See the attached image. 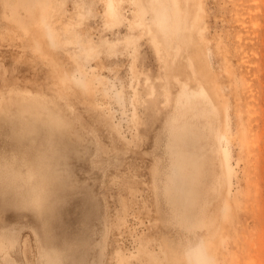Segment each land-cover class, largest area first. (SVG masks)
<instances>
[{"label": "rangeland", "instance_id": "rangeland-1", "mask_svg": "<svg viewBox=\"0 0 264 264\" xmlns=\"http://www.w3.org/2000/svg\"><path fill=\"white\" fill-rule=\"evenodd\" d=\"M198 1L202 45L226 100L227 124L222 130L210 102L191 97L201 108L195 130L205 135L192 133L186 146L204 173L206 215L227 202L208 264H264V0ZM14 3L0 0V87L24 84L55 97L82 139L65 137L60 177L40 206L20 204L13 189L0 186V264H41L43 247L63 248L65 264L97 262L99 252L100 264H167L162 238L179 228L160 221L152 170L177 169L165 138L169 133L183 153L186 133L183 118L167 130L179 87L171 86L168 100L152 36L161 50L165 44L151 12L139 21L134 0H113L111 9L106 0H39L16 5L15 13ZM177 106L189 115L191 108ZM39 140H19L10 124L0 123V161H31ZM222 151L231 179L220 185ZM10 232L14 242L4 239ZM203 232L190 236L194 245ZM142 242L147 253L138 249Z\"/></svg>", "mask_w": 264, "mask_h": 264}, {"label": "bare ground", "instance_id": "bare-ground-1", "mask_svg": "<svg viewBox=\"0 0 264 264\" xmlns=\"http://www.w3.org/2000/svg\"><path fill=\"white\" fill-rule=\"evenodd\" d=\"M8 1L3 0L7 3ZM37 1L39 0H16V3L12 5V10L15 13L16 5L25 7ZM156 1L145 0L141 5L138 4V0H134V3L138 5L136 16L140 21L144 14L150 11L156 32L163 37L165 47H162V50L158 48L157 35L152 36V41L164 63L165 77L168 83V100L169 95L172 94L171 86H175L177 83L179 87V92L174 96L175 99L173 98L177 114L171 117L167 130L175 129L177 121L183 118L181 121H183L186 133L185 136H182L185 140L183 153L177 149V143L172 144L169 133L165 138V154L170 162L172 159L176 161L177 169L172 170L167 167L162 170L155 166V169L152 170L153 188L156 190V202L161 215L160 221L168 224V227L179 228V231H176L177 235L163 236L161 251L167 264L213 263L215 260L213 244L218 243L217 235L223 228L221 219H226L228 216L227 202L222 201L218 207L216 205L215 212L211 214L210 218L206 215L205 207L208 206L209 200L208 197L201 199L204 191L200 190L201 183L204 181V173L200 170L198 154L186 145L192 133L200 138L205 135V132L197 133L195 130L199 126L197 120H194V116L201 114V108L198 109L194 105L195 101L191 97H202L203 100L210 102L214 113L219 116L222 130L227 128L226 100L221 99L222 93L217 84L216 75L209 68V62L202 45L200 2L185 0L183 10L180 0H162L158 5H156ZM106 5L111 9L113 0H106ZM174 37H177L180 43L179 47H176ZM179 49H181L180 52ZM225 72L231 73L229 69ZM179 104L186 107L185 111H188V107L191 108L189 115L179 109L177 106ZM0 123L10 124L19 140L23 138L40 139L42 148H38V153L31 161L22 160L23 162L17 163L18 161L10 160L11 158L0 161V186L13 189L20 204L40 206L47 196L46 188L53 185L60 177L58 166L62 165L67 157L66 152L64 153L60 149L69 148L65 137L74 133L77 139H82L81 135L75 130L73 119L65 112V108L59 100L24 84L7 83L0 87ZM222 155L220 158V185L230 183L231 179L226 151H222ZM199 176H202V180ZM218 193L222 194L221 188ZM203 227V235L194 245L190 236L193 238L198 236V230ZM4 239L7 242H14L16 234L14 232L5 234ZM145 241L148 242L150 239ZM52 247L54 246L52 245ZM99 247L101 251V243ZM43 248L38 251L41 257V260L38 261L41 264L66 263H64L65 255L61 250L63 248L59 247V250L57 247L48 248L49 251L45 250V247ZM145 248L146 246L142 242L138 249L147 253ZM100 258L101 253L99 252L97 262L92 261L90 264H100ZM4 261L9 260L4 259Z\"/></svg>", "mask_w": 264, "mask_h": 264}]
</instances>
